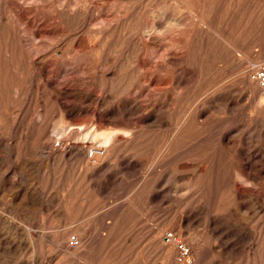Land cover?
I'll return each instance as SVG.
<instances>
[{"label": "rangeland", "instance_id": "374dc122", "mask_svg": "<svg viewBox=\"0 0 264 264\" xmlns=\"http://www.w3.org/2000/svg\"><path fill=\"white\" fill-rule=\"evenodd\" d=\"M261 61L264 0H0V264H264Z\"/></svg>", "mask_w": 264, "mask_h": 264}, {"label": "built area", "instance_id": "2783aa9c", "mask_svg": "<svg viewBox=\"0 0 264 264\" xmlns=\"http://www.w3.org/2000/svg\"><path fill=\"white\" fill-rule=\"evenodd\" d=\"M251 79L258 85L264 94V61L256 63L250 71ZM98 154V149H91L88 152L89 157H95ZM165 243L173 244L176 249V260L180 263H191L192 253L191 249L185 242H183L174 232L166 231L163 236ZM68 243L71 247L79 245V239L76 235L68 237Z\"/></svg>", "mask_w": 264, "mask_h": 264}, {"label": "bare ground", "instance_id": "6f19581e", "mask_svg": "<svg viewBox=\"0 0 264 264\" xmlns=\"http://www.w3.org/2000/svg\"><path fill=\"white\" fill-rule=\"evenodd\" d=\"M79 3V2H78ZM88 6V5H87ZM89 9V8H88ZM260 11V10H259ZM257 12V11H256ZM126 19V18H125ZM205 23V22H204ZM261 30V29H260ZM37 31V30H36ZM132 31V30H131ZM50 33V32H49ZM90 45V44H89ZM97 45V44H96ZM222 45V44H221ZM94 47V46H93ZM176 57V56H175ZM171 59V58H170ZM152 65V64H151ZM164 65V64H163ZM144 68V67H143ZM146 69V68H145ZM249 75V74H248ZM110 82V81H109ZM247 84H248V86H249V88H250V90H251V92H253V93H255L257 90H258V85H256V84H254L255 82L250 78V77H248V79H247ZM66 90V89H65ZM64 90V91H65ZM68 91V90H67ZM63 93V92H62ZM65 93H66V91H65ZM68 93V92H67ZM87 96V95H86ZM73 108V107H72ZM63 109V108H62ZM68 109V108H67ZM66 109V110H67ZM71 109V108H70ZM69 109V110H70ZM69 110H67L66 112H68ZM71 111H72V109H71ZM75 112V111H74ZM73 112V113H74ZM78 112V111H77ZM85 112V111H84ZM90 112V111H89ZM71 113V112H70ZM81 114V113H80ZM68 115H71V114H68ZM77 116V115H76ZM79 116V115H78ZM69 117V116H68ZM73 117H74V115H73ZM70 118V117H69ZM79 118V117H78ZM77 118V119H78ZM102 118L103 119H108V118H110V116L108 117V116H106V115H102ZM75 119V118H74ZM113 120V119H112ZM66 121V120H65ZM75 121V120H74ZM109 121H111V119L109 120ZM120 122V121H119ZM75 123V122H74ZM76 124H77V122H76ZM102 124V123H101ZM78 127H76L75 125L72 127V129H77ZM99 151V150H98ZM97 155H99V154H97ZM249 174V173H248ZM172 246H174V245H172Z\"/></svg>", "mask_w": 264, "mask_h": 264}]
</instances>
